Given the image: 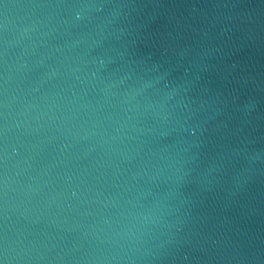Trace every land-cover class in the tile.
<instances>
[{"label":"water","instance_id":"1","mask_svg":"<svg viewBox=\"0 0 264 264\" xmlns=\"http://www.w3.org/2000/svg\"><path fill=\"white\" fill-rule=\"evenodd\" d=\"M0 264H264V0H0Z\"/></svg>","mask_w":264,"mask_h":264}]
</instances>
